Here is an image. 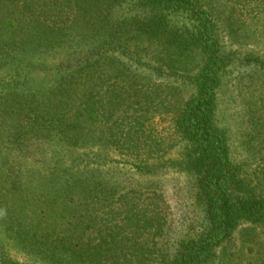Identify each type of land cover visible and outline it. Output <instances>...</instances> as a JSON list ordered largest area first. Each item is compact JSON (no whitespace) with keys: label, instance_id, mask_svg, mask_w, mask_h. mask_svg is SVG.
Masks as SVG:
<instances>
[{"label":"trees","instance_id":"obj_1","mask_svg":"<svg viewBox=\"0 0 264 264\" xmlns=\"http://www.w3.org/2000/svg\"><path fill=\"white\" fill-rule=\"evenodd\" d=\"M221 250L264 264V0H0V264Z\"/></svg>","mask_w":264,"mask_h":264},{"label":"rangeland","instance_id":"obj_2","mask_svg":"<svg viewBox=\"0 0 264 264\" xmlns=\"http://www.w3.org/2000/svg\"><path fill=\"white\" fill-rule=\"evenodd\" d=\"M237 73H235V78L237 77ZM234 83V82H232ZM235 93V92H234ZM236 94V93H235ZM230 97V96H229ZM231 98V97H230ZM232 98L235 100L233 101ZM231 98V104L227 102L228 110L224 111V108L222 107V115L226 116L227 119L225 120L224 124L228 128V134L230 138V146L231 151L233 154L234 159L236 160H242L245 156L246 150L249 148L248 145V139H249V133L246 132L247 128V122L246 118H244L243 112H242V104L238 102V99H236L234 96ZM132 175V173H130ZM134 178H137L136 175H134ZM184 176L182 175H176V174H169L164 179L165 188L167 189L168 194L170 195L168 197L169 202H172V193L173 187L176 185L178 187H183L185 185L184 183ZM176 189V188H175ZM174 204L175 201L173 200ZM189 207L188 203L186 201L182 202L178 206H175V217L178 219L182 214H186L188 216ZM190 217V215H189ZM241 236L239 233H237L232 242L225 248L227 250L228 255H230V252H235L241 244ZM221 250L219 251L217 255V259L212 264H224L226 262V251Z\"/></svg>","mask_w":264,"mask_h":264}]
</instances>
